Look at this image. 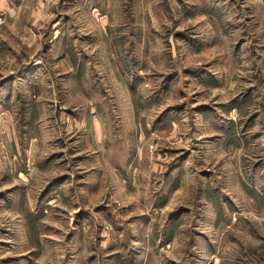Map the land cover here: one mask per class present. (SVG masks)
Returning a JSON list of instances; mask_svg holds the SVG:
<instances>
[{
    "label": "rangeland",
    "instance_id": "1",
    "mask_svg": "<svg viewBox=\"0 0 264 264\" xmlns=\"http://www.w3.org/2000/svg\"><path fill=\"white\" fill-rule=\"evenodd\" d=\"M0 264H264V0H0Z\"/></svg>",
    "mask_w": 264,
    "mask_h": 264
}]
</instances>
